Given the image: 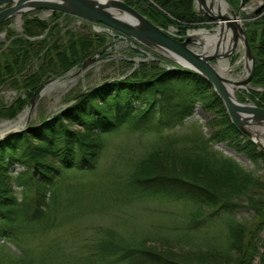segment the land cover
<instances>
[{
    "label": "rangeland",
    "instance_id": "rangeland-1",
    "mask_svg": "<svg viewBox=\"0 0 264 264\" xmlns=\"http://www.w3.org/2000/svg\"><path fill=\"white\" fill-rule=\"evenodd\" d=\"M123 1L126 2V0ZM225 1L232 9L236 10L241 0L232 1V4L229 0ZM148 2L161 9L156 2H151V0ZM148 2L145 0L143 4ZM243 2L242 7L256 8L264 0H243ZM194 3L195 0L192 4L198 13V7ZM131 6L140 11L135 5L131 4ZM41 11L42 9L23 12L20 17L21 24L16 21L15 17H12L0 27L1 63L9 61L8 57L12 53L11 35L26 37L24 33L26 23L23 22L38 17L42 13ZM51 14L40 19L53 25L50 32L48 27L29 23V26H32L30 30L34 35L30 38L33 39L37 36L35 40H41L40 43L26 45L24 48L26 60L23 65H18L19 69H16V64L13 65L15 69L10 72L12 75L15 73L13 78L3 81L4 77H0V113L2 110L4 111V107L16 105L18 101L24 100L23 106L19 107L20 110L18 109L15 113V117L3 118L4 116L0 114V138L6 137L5 135L12 132L14 134L20 132L27 126L38 125L41 121L51 123L55 129L63 126L67 129L68 134L79 136L83 134L80 124L70 122V119L66 120L65 116L60 113L75 104L84 92H88L102 82L130 78L134 73L140 76L144 75V78H151L162 67L171 69L176 64L164 54L147 49L133 42L129 37L128 39L120 38L108 30H102L101 27H105L101 24L88 22L76 15L60 11ZM57 14L60 15L57 16ZM239 15L245 32L247 27L251 28L250 22L260 16H255L253 11L245 12L244 10H241ZM6 27H9L11 34L6 33ZM169 27L176 36H184L202 27L209 30L214 29L216 24L208 20L198 27H188L183 33H180L177 25L173 23L162 28ZM46 29L48 30L46 31ZM210 33L214 34L216 31ZM86 38H89L92 43L87 51L89 54L71 69L63 72L62 67L58 64L60 61H58L56 52L68 47L69 43H73L70 42V39H73L74 42L75 39H78L76 43H79ZM40 46L44 47L40 49ZM101 49H103L102 53L104 52L103 56L85 69H80L81 62L88 57L99 55L98 50ZM244 54L245 50L240 40L235 50L224 58V61H228V66H230L224 77L230 78L228 75H231L235 80L244 79L247 74L246 63L241 59L245 57ZM256 58L258 60L257 56ZM216 61L214 60V62ZM32 73L40 74V80L31 86V88L37 86L33 92L23 87L24 78ZM40 85L43 87L34 97V93L41 87ZM173 86L175 89L165 92L173 100L187 94L185 90L176 88L179 85ZM248 86L250 88H239L235 92L237 99L243 103H254L258 107H264L256 102L259 100L261 92H264V87L256 84L252 79ZM111 96H113L112 91L106 94V99L112 98ZM184 100L191 104L194 112L189 121H196L195 128L199 125V131L206 137L213 131L221 129L222 125H225V121L228 120L224 114L226 112L224 105L222 106L223 110L219 111L215 108L205 109L202 102L194 98ZM144 104L146 103H139L141 108ZM133 105H138V102H134ZM108 106L106 107L108 108ZM25 137L26 140L28 139V145H33V148L39 147L44 151V154L39 153L40 160L52 165L51 168L44 169L51 170L53 167L59 169V163L51 153V143L43 146L42 139L35 133ZM100 141L103 143L101 146L94 148L90 146V149L97 153L96 156H93L91 167L85 166L83 170H76V168L75 170H63L62 173H54L50 180L46 177L33 175L34 180L41 179L45 182L46 188L42 192L50 202L47 218L52 223L48 229L42 232L24 233L7 238L0 237V264H9V260L16 258L17 255L23 256L24 260L37 262L42 260L46 264H63L61 256L67 259L68 256L80 255L88 247L90 248L88 238L94 235L97 228L102 229L103 232L110 230L117 238L116 240L132 245H137L140 241L142 244L145 242L147 248L151 249L150 251L167 252L183 263L191 260L197 261V255L208 252V249L219 248L222 253L228 249L227 238L230 237V230L224 223L230 226L228 218L231 217L237 224L246 228V232L243 234V246L246 249H244L238 264H260L259 255L264 254V157H250V155L238 151L228 140L216 144L211 142L212 145L208 149L206 148L207 153L202 152L203 146L197 142V134L187 127L177 130L176 133L164 131L158 134L153 132L142 134L129 130L127 126H122L117 131L104 135ZM192 145L197 146L196 151L191 148ZM100 147L101 149H99ZM165 148L168 151L165 152ZM210 152L214 155H211ZM178 153L183 155L187 153V155H195V157L197 154L203 158L204 156L205 158L209 157L214 163V168L219 165H227L224 162L225 159H230L237 164L239 170H233L232 173L236 174L239 182L236 179L230 181L232 178L229 177L220 181L215 176L205 174L208 182L210 181L209 183L214 187L212 194L219 197L216 207L223 201L233 204V207L229 209L226 207L214 216V218L224 216L227 218V223L220 221L198 232L191 230L188 224L194 220L199 221L207 218L214 209L206 204L199 205L198 201L193 199L178 196V190L174 186L149 185L148 187L154 191L161 192L160 195L150 197H144L139 192H134V194L125 192L124 194L119 190L118 187L128 179L126 176L134 171L136 162L142 163L143 160L154 158L156 155L159 156L157 157L159 159L150 162L153 167H160L158 172L157 167L154 169V172H157L156 176L160 174L162 176H187L189 175L187 172L193 170H196V174L204 176V166L197 169L194 165L184 164L183 159L177 158L173 161L172 157H178ZM153 155L154 157H152ZM26 168L27 163L18 161L7 171L11 175L9 183L12 185L17 201L23 200L25 193L28 194L29 191L23 185H18L13 177L25 171ZM217 171L218 169H216ZM29 189L31 188L29 187ZM225 231L229 233H225ZM54 244H57V249L60 250L58 258L53 247L45 250L47 246ZM24 251L27 252L24 253Z\"/></svg>",
    "mask_w": 264,
    "mask_h": 264
},
{
    "label": "trees",
    "instance_id": "trees-1",
    "mask_svg": "<svg viewBox=\"0 0 264 264\" xmlns=\"http://www.w3.org/2000/svg\"><path fill=\"white\" fill-rule=\"evenodd\" d=\"M145 0H126V3L135 5L140 9L142 13L147 15L153 22L160 27H165L170 23L176 24L179 28V32L183 33L188 27L200 26V24L209 20L205 15H200L194 10L193 0H151L156 2L161 9ZM232 4L239 0H229ZM24 33L33 37L29 26L30 24L39 25L42 27H49L48 23H45L36 17L25 22ZM30 23V24H29ZM251 28L247 27L245 33H247L248 44L250 45L251 52L258 57L255 61V68L253 72L252 81L256 84L264 87V12L254 21L250 22ZM52 26L49 28L51 31ZM10 30V29H9ZM23 33V34H24ZM33 35V36H32ZM70 39L69 46L63 48L61 51H57L58 63L63 72L71 69L75 64L84 59L89 54L88 49L92 43L89 38L83 39L76 43ZM41 40H29L24 36L15 37L10 45L12 49L11 55H9V61H0V77H4L3 81H7L9 78H13L10 74L15 69L13 66L16 64V69H19L18 65H23L26 60L25 49L26 45H32L33 43H40ZM79 45V46H76ZM44 46H40L42 49ZM56 49V46H54ZM49 49V48H48ZM45 52V51H44ZM262 59L263 61H260ZM8 62H11L10 64ZM40 74L32 73L27 75L24 79L25 89L32 92L37 86H34L37 80H40ZM144 75L132 74L130 78H122L110 80L109 82H102L97 87L84 92L75 104L65 109L60 115L65 116L66 120L70 122H78V125L83 129V134H68L67 129L63 126L55 129V126L51 123L40 122L38 125L27 126L26 129L7 135L0 138V237H15L24 233L42 232L49 228L52 223L48 217L50 210V202L45 197L44 192L45 182L40 180H34L33 175L37 177H46L49 180L54 176V173H62L63 170H83L85 166L91 167L93 162V156H96V152L90 149L91 147H99L101 143L100 138L103 139L104 135L117 131L122 126H127L129 130L139 133H159L164 131H170L176 133L177 130L185 129L186 127L194 131L198 136V141L203 146L202 152L207 153L206 148L210 147L211 142L216 144L220 141L228 140L232 146L238 151H242L250 157L261 158L264 157V151L259 149L257 145L242 133L230 122V119L225 121V125H222L218 131H213L209 136H204L199 131V125L195 128V122L189 121L193 115V109L191 104L186 103L187 98H194L202 102V106L207 109L223 110V102L206 79L200 74L181 68L178 65H174L173 68H161L160 71L149 77H143ZM42 77V76H41ZM32 81V82H31ZM179 90L184 91V96H180L177 99L170 98L165 94L166 91L173 89V85ZM181 86V87H180ZM175 89V88H174ZM112 91L113 96L110 99H106V94ZM98 92V93H97ZM257 100L258 105L264 106V92L259 95ZM99 102V104H98ZM134 102H138V105H133ZM145 102L141 108L139 103ZM23 101H18L16 105L10 107H4L0 113L3 118L15 117V113L19 107L23 106ZM107 105L108 108L106 107ZM223 106V107H222ZM110 108V109H109ZM20 110V109H19ZM74 111V112H72ZM227 118L228 115L224 113ZM57 117V116H56ZM69 122V123H70ZM36 134L42 139V145L46 146L49 143L52 144L51 153L56 157V161L59 163V169L53 167L48 163H43L39 153L44 154L42 149L33 148L28 145V139L26 135ZM26 134V135H25ZM94 136V137H92ZM51 137V138H50ZM55 138V139H53ZM85 138V139H84ZM30 139V138H29ZM89 140V141H88ZM171 146V144H170ZM194 151L197 150V146L192 147ZM101 149V147L99 148ZM164 151H168L166 148ZM182 151V150H181ZM211 153V152H210ZM197 154V153H196ZM209 154V153H208ZM178 157H172L175 161L177 158L183 159L184 164H189L195 168L205 167L203 175L197 173L196 170L187 172V176L181 175H167L162 174L156 176L160 167L150 165V162L159 159L158 155L154 158H147L144 162H136L134 164L135 169L129 175L127 180L119 188L122 192L127 194H139L144 197H150L154 195H160L161 192L154 191L149 185H168L174 186L178 190V196H184L188 199L198 201L197 204H206L213 207L211 214L203 220H194L189 225V228L195 232L201 229L208 228L211 224L216 222H226L227 218L216 217L215 215L220 213L224 208L227 209L233 207V204H229L226 201L220 203L218 207V195L212 193L214 187L208 182V178L205 174L217 177V180L223 181V179L232 178L230 181L236 179L240 181L236 174L232 171H237V164L230 160L225 159L224 162L227 165H219L214 168V163L209 157L204 158L197 154V157L178 153ZM183 155V156H180ZM211 155H214L211 153ZM23 157V159H22ZM190 157V158H188ZM22 159V160H21ZM210 160V162H208ZM21 161L27 163V168L19 175L13 177L18 185H23L29 191L25 193L23 200L17 201L16 195L13 193L12 185L10 182V176L8 169L16 162ZM157 167V172H154ZM87 168V167H86ZM214 168V169H213ZM216 169L218 171L216 172ZM29 174V175H28ZM52 174V175H51ZM199 174V176H198ZM191 175V176H190ZM234 177V178H233ZM207 178V179H206ZM211 179H213L211 177ZM144 182V184H142ZM29 187L31 189H29ZM232 191V190H231ZM236 191V190H233ZM185 193V194H183ZM224 199V198H222ZM227 215V214H225ZM211 219V220H208ZM215 219V220H214ZM230 224L224 225L229 227L230 237L229 247L223 253L218 249H208V252H202L197 255V261H190L183 263L171 255L166 253H157L150 251L151 249L142 241L137 245H132L125 241L116 240L112 231L106 230L105 232L97 228L94 235L88 238L90 248L83 251L80 255L68 256L67 259L62 257L63 264H238L240 258L244 253V233L246 232L245 226H240L231 217L228 218ZM237 224V225H235ZM225 233H229L225 231ZM258 238V237H257ZM256 238V239H257ZM144 241V240H143ZM53 247L56 252L57 258L59 257L58 245H49L45 248ZM27 251H24V253ZM23 253V254H24ZM22 254V255H23ZM16 258L9 260V264H46L42 260H24L23 256L17 255ZM260 264H264V254H260ZM214 262V263H211Z\"/></svg>",
    "mask_w": 264,
    "mask_h": 264
},
{
    "label": "water",
    "instance_id": "water-1",
    "mask_svg": "<svg viewBox=\"0 0 264 264\" xmlns=\"http://www.w3.org/2000/svg\"><path fill=\"white\" fill-rule=\"evenodd\" d=\"M239 2V7L236 10L232 9L229 4V10H223L220 5L214 7L212 3L208 4L206 0H195L194 3L198 7L199 14L208 16L210 22L216 24V28L211 30L204 27L200 28L210 32L216 31L214 33V35H217L216 49L222 43L223 33L226 31L231 33L233 42L229 50L224 52V54L218 53L215 50L213 52H206L200 44L198 45L203 51L194 49L193 46L196 44V41H194L190 33H187L183 37V40H179L171 33L170 27L165 29L158 26L123 0H107L106 2L102 0H0V23L13 15L18 19L23 12L42 9V12L48 13L56 10L76 15L88 22L101 24L105 27H101L102 30H108L113 35L123 36L127 39L129 37L147 49L162 52V54L168 52L171 58L165 55L166 57L182 66V68L200 74L212 84L213 89L223 102L230 122L242 135L252 140L259 149L264 151V145L247 129V126L249 127L251 123L264 124V107H258L254 103H243L238 99L237 101L232 100L226 87L227 85L234 84L239 88H250L248 84L252 79L255 68L254 64L257 60L256 56L251 52L247 35L242 28V22H239V20H242L239 17L240 11H243L245 8L242 7L244 4L243 0ZM246 8L251 9L252 7L246 6ZM116 11L128 14L130 16L129 19H122L115 15ZM251 11L255 13V16L261 15L262 11H264V2ZM240 40L245 50L247 74L244 76V79H228L220 74L213 65L217 61L219 62L220 58L229 56L235 50ZM190 45L192 47H189ZM102 50H98V54L102 53ZM99 58V55L88 57L81 62L80 69H85ZM214 60L217 61L214 62ZM259 60L262 61L261 59ZM42 87L37 89L34 97Z\"/></svg>",
    "mask_w": 264,
    "mask_h": 264
},
{
    "label": "bare ground",
    "instance_id": "bare-ground-1",
    "mask_svg": "<svg viewBox=\"0 0 264 264\" xmlns=\"http://www.w3.org/2000/svg\"><path fill=\"white\" fill-rule=\"evenodd\" d=\"M103 2H106L107 0H102ZM207 3H212L214 7L220 5L221 9L223 10H229L228 3L223 0H206ZM261 5V4H260ZM255 8L247 9L246 7L243 9L245 12H250L251 10H254ZM115 15L121 17L122 19H129V15L123 12L116 11ZM240 17V16H239ZM241 18V17H240ZM241 22V20H239ZM190 35L194 38V41H196V44H194L193 48L198 49L199 51L206 50V52H213L214 50L218 53H223L229 50V47L231 46L233 40L231 33L229 31H226L223 33V39L221 45L216 49V38L217 35L211 34L209 31H206L204 29H197L193 32H190ZM199 42V43H198ZM200 44L203 46V49L199 47ZM200 48V49H199ZM164 55H167L171 58L170 54L168 52H164ZM227 57V56H226ZM222 57L219 59V62L214 64L213 67L216 68V70L222 74L223 76L227 72V70L230 69V66L228 61H224V58ZM244 63H247V60L245 57L241 58ZM246 60V61H245ZM228 79L235 80L231 75H228ZM227 78V77H226ZM228 88L229 96L232 98V100L237 101V97L235 96V92L239 89L237 85L230 84L226 86ZM262 122V121H261ZM252 125V126H251ZM251 125L247 129L252 132V135L256 136V139L261 142L262 145H264V124L263 123H251Z\"/></svg>",
    "mask_w": 264,
    "mask_h": 264
},
{
    "label": "flooded vegetation",
    "instance_id": "flooded-vegetation-1",
    "mask_svg": "<svg viewBox=\"0 0 264 264\" xmlns=\"http://www.w3.org/2000/svg\"><path fill=\"white\" fill-rule=\"evenodd\" d=\"M41 12H42V11H41ZM52 12H55V11H52ZM52 12H48V13L42 12V13H40V14L38 15V17H36V18L40 20V19L44 18L46 15L51 14ZM51 15H52V14H51ZM59 15H60V14H57V16H59ZM54 18H55V17H54ZM10 19H11V18H10ZM10 19H8V20H6V21H9ZM15 19H16V18H15ZM16 21H17V20H16ZM25 22H28V20H27V21L25 20ZM25 22H23V23H25ZM3 25H4V24L1 23V24H0V27L3 26ZM48 25H49V23H48ZM51 26L53 27V25H49V28H50ZM51 29H52V28H51ZM5 30H6V33H7V34H8V33L11 34V32H10V30H9V27H6ZM4 33H5V32H4ZM25 35H26V34H25ZM14 38H15V37L11 35L10 43L12 42V40H13ZM25 38H27V39H29V40H35V39H36V38L31 39V38H30L29 36H27V35H26ZM103 54H104V52H103V53H100L99 55L102 56ZM101 56H100V57H101Z\"/></svg>",
    "mask_w": 264,
    "mask_h": 264
}]
</instances>
